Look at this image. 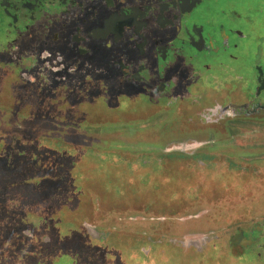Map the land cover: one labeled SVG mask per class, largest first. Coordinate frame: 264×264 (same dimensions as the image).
Here are the masks:
<instances>
[{
    "label": "flooded vegetation",
    "instance_id": "af4514ba",
    "mask_svg": "<svg viewBox=\"0 0 264 264\" xmlns=\"http://www.w3.org/2000/svg\"><path fill=\"white\" fill-rule=\"evenodd\" d=\"M6 72L51 110L49 122L143 137L149 143L135 145L161 151L191 141L195 165L229 173L237 192L252 183L263 195L225 207L214 231L173 245L196 255L144 256L143 264H264V0H0V84ZM154 152L114 164L139 175L186 157ZM216 241L233 254L213 255Z\"/></svg>",
    "mask_w": 264,
    "mask_h": 264
},
{
    "label": "rangeland",
    "instance_id": "374dc122",
    "mask_svg": "<svg viewBox=\"0 0 264 264\" xmlns=\"http://www.w3.org/2000/svg\"><path fill=\"white\" fill-rule=\"evenodd\" d=\"M15 78L6 72L0 84V264H143L144 256L196 255V248L185 253L188 248L173 245H189L214 231L219 225L210 223L227 221L225 207L249 205L261 195L252 183L237 192L231 176L225 178L229 173L195 165L191 155L198 148L191 141L182 150L161 151L135 145L148 144L143 137L135 143L126 135L77 133L49 122L47 103L41 107L16 89ZM254 135L247 133V140ZM87 148L99 157L85 159L96 156ZM151 151L186 157L170 158L175 160L166 171L141 168L139 175L114 164L118 156L131 159ZM110 165L114 172L107 173ZM145 174L144 186L139 176ZM215 243L213 255L233 254L226 241ZM9 249L16 250L11 257Z\"/></svg>",
    "mask_w": 264,
    "mask_h": 264
}]
</instances>
